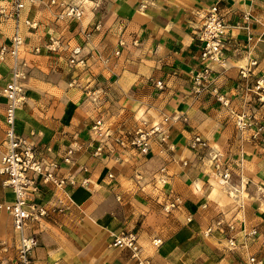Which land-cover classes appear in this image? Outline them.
<instances>
[{"label": "crops", "instance_id": "crops-1", "mask_svg": "<svg viewBox=\"0 0 264 264\" xmlns=\"http://www.w3.org/2000/svg\"><path fill=\"white\" fill-rule=\"evenodd\" d=\"M49 1L24 0L17 24L0 16V46L16 29L22 39L25 102L14 129L65 179L62 189L40 186L30 196L55 208L24 230L37 239L35 262L249 264L255 256L264 264L260 237L245 236H264V0H56L80 2L78 19ZM214 4L228 28L221 59L198 88L193 77L206 65L199 15ZM11 66L0 59V159ZM97 120L114 136L159 131L146 154L111 137L96 155ZM4 180L0 173V264H13L18 234L4 205L14 195ZM163 207L181 215L141 233ZM133 231L137 255L112 244Z\"/></svg>", "mask_w": 264, "mask_h": 264}, {"label": "built area", "instance_id": "built-area-1", "mask_svg": "<svg viewBox=\"0 0 264 264\" xmlns=\"http://www.w3.org/2000/svg\"><path fill=\"white\" fill-rule=\"evenodd\" d=\"M34 3L35 0H28ZM50 5H56L61 8V15L74 17L78 19L83 14V9L78 3H62L56 0H50ZM24 8V0H11L8 9L0 8V16L4 19H12L18 23L21 10ZM202 20L199 29L198 38L203 42L200 57L206 65L194 75L193 82L196 87H204L210 76L209 63L219 62L222 56L224 38L228 26L224 22L223 17L219 14L217 4L211 5L207 11L199 15ZM29 25V22H25ZM22 45V39L17 29L9 39V43L0 46V59L8 56L12 61L9 72V79L3 89V96L6 98L7 105L5 111V131L2 141L3 153L0 159V173L5 176L4 184L13 193L14 199L11 203L5 204L4 209L11 215L13 231L18 234L16 244V257L13 264H37L32 257V253L37 246V239L34 235H27L24 230L28 223H38L46 217L50 212H55V208L47 209L45 206L37 204L34 199L30 200V196L34 195L39 187H47L51 190L62 189L65 185V179L58 174V167L53 162L43 161L37 156L35 144L28 138L16 133L14 129L15 112L25 102V94L23 91L21 61L19 59V51ZM78 50H73V54L77 55ZM73 59V58H72ZM74 60V59H73ZM261 95L259 99L264 101V88H260ZM213 94L217 95L216 89H212ZM219 99V97H217ZM101 120H97L92 132L98 139L94 154L99 155L103 148L112 141L118 147H130L137 149L140 153L146 154L150 148L152 138L158 129L152 127L149 130L137 129L135 131H125L114 136L108 129H104ZM257 134H261V142L264 143V130L262 127L257 128ZM195 145L206 146L205 141L199 137L194 138ZM71 154V150L67 151V156ZM70 159L66 157L64 161ZM224 179L229 178V174L223 172L221 175ZM61 211V209H57ZM210 229L207 230L209 232ZM245 236H255L261 239L264 245V236H260L253 229ZM112 244L114 246L129 249L132 254L137 255L140 252V246L137 237L131 232L120 233L115 236ZM158 244V241L154 243ZM249 264H261L255 256L248 257Z\"/></svg>", "mask_w": 264, "mask_h": 264}, {"label": "rangeland", "instance_id": "rangeland-1", "mask_svg": "<svg viewBox=\"0 0 264 264\" xmlns=\"http://www.w3.org/2000/svg\"><path fill=\"white\" fill-rule=\"evenodd\" d=\"M137 150V149H136ZM138 151V150H137ZM139 152V151H138ZM140 153V152H139ZM221 179H224L222 176L220 177ZM224 180H229V178H226ZM152 186H156L157 188L160 187V186H165V184H161L157 181V185H152ZM154 190H152L153 192ZM178 210L177 208H164L162 209V211H153L152 214H151V222L146 224V225H143L142 227L140 226L139 227V230L141 233H148V231H154L156 229H163L159 227V223H160V218L162 216H167L169 219L172 218V219H176L177 215H181V213L177 214ZM124 233V232H123ZM133 234L136 235V237H138L137 235V232L133 231L131 232Z\"/></svg>", "mask_w": 264, "mask_h": 264}]
</instances>
